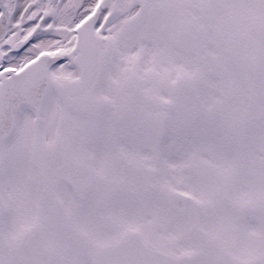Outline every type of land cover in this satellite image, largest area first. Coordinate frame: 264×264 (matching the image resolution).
<instances>
[{"label": "snow or ice", "instance_id": "obj_1", "mask_svg": "<svg viewBox=\"0 0 264 264\" xmlns=\"http://www.w3.org/2000/svg\"><path fill=\"white\" fill-rule=\"evenodd\" d=\"M0 264H264V0H0Z\"/></svg>", "mask_w": 264, "mask_h": 264}]
</instances>
